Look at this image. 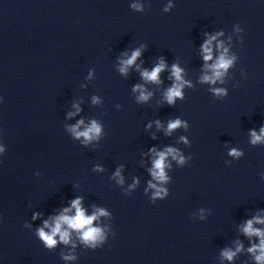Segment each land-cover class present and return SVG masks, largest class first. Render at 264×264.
<instances>
[{"label": "clouds", "instance_id": "1", "mask_svg": "<svg viewBox=\"0 0 264 264\" xmlns=\"http://www.w3.org/2000/svg\"><path fill=\"white\" fill-rule=\"evenodd\" d=\"M173 6V3L169 0V4L164 8V11L168 12ZM131 7L136 11H143V5L140 3H133ZM236 30L238 32L243 31V29L239 27H237ZM222 35V32L206 34L207 39L201 45V53L205 62L204 68L206 70L205 74L201 77L202 83L213 85L216 84L217 81L223 83V77L236 60L235 56L229 55L228 49L224 46V43L218 40V37ZM213 42H216V49L219 51V55L215 59L213 56ZM142 48L143 46L133 50L131 56L127 59L120 60L119 71L121 74L127 75L128 69L134 65L141 56ZM167 67L166 62L161 58L151 71L147 69L143 70L141 72V77L147 83L161 84L160 74L165 71ZM183 71L184 70L178 64H173L171 66V78L173 79V83L164 93V101L169 105H174L178 98L183 99V89L185 86L191 87L190 82L184 80ZM212 91L217 97H224L227 95V91L224 88H213ZM133 92L139 93L137 96L138 102H147L152 96V93L147 91L144 85L141 84L135 85L133 87ZM93 103H99L98 98L93 97ZM73 107L76 108V113H79L81 110L78 105H73ZM76 113H69V116L71 117ZM156 125L157 128L162 126L160 121H156ZM81 126H84L83 131L79 130ZM148 127H151V124H149ZM181 127L187 129V122L179 118L170 120L167 124L165 134L170 135L174 130ZM69 131L76 139L83 138L82 142L88 144L100 138L102 126L95 119H93L89 125H85L84 120L81 119L77 121L75 125L71 126ZM181 140L186 144L188 143L185 137H181ZM250 142L253 145L264 143V127L260 128L259 134L255 130L250 131ZM150 151L154 154L155 158L152 161V167L149 169V172L153 180L160 184L166 183L169 179L165 171L166 168L170 167V165L166 163L168 157L176 160L180 165L185 163V157L176 148L167 147L164 151H156V149L153 148L150 149ZM3 152L4 148L0 147V153ZM229 155L238 159L243 153L233 148L229 151ZM96 170L102 171L100 168ZM114 175L118 179V183L122 184L123 177H121L120 171L117 170ZM131 187L134 188L135 184ZM148 187L155 190L152 194L153 203H155L157 198L162 200L168 195L166 189L158 187V185L152 181H149ZM73 210L74 214H70L73 213ZM201 211L203 212V210ZM108 215L109 213L103 208H96L91 215H87L86 210L82 206V198L77 197L70 202V207L62 209L59 215L44 220L43 226L36 230V235L43 242L44 246L51 250L55 248L58 243L68 245L71 242L72 233L75 232L82 244L95 250L103 246L107 237L105 230L101 227L94 226V222L100 217ZM39 216L40 213H34L33 220L38 219ZM258 224L264 225V217L257 215L247 220L241 226L240 231L248 237L249 240L253 237L258 239L259 243H252L247 249V252L254 258L256 264H264V228L255 227V225ZM72 247L74 248L75 245L73 244ZM243 250V244L237 241L235 250L226 248L222 251L221 256L228 261H232L237 254L241 253ZM62 258L65 261L76 259V257L70 253L67 255L62 254Z\"/></svg>", "mask_w": 264, "mask_h": 264}]
</instances>
